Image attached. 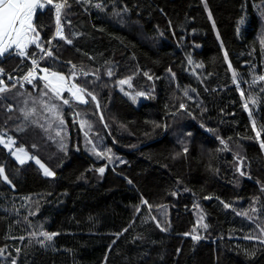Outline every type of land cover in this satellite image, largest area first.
<instances>
[{
	"label": "trees",
	"instance_id": "trees-1",
	"mask_svg": "<svg viewBox=\"0 0 264 264\" xmlns=\"http://www.w3.org/2000/svg\"><path fill=\"white\" fill-rule=\"evenodd\" d=\"M63 21L72 43L43 54L44 9L33 22L44 51L0 60V131L55 173L0 143V264H264V87L257 107L242 90L264 77V0H67ZM29 57L84 89L76 106L116 160L68 106L64 140L37 121L43 84L8 80ZM127 78L147 93L139 104L119 89Z\"/></svg>",
	"mask_w": 264,
	"mask_h": 264
},
{
	"label": "rangeland",
	"instance_id": "rangeland-1",
	"mask_svg": "<svg viewBox=\"0 0 264 264\" xmlns=\"http://www.w3.org/2000/svg\"><path fill=\"white\" fill-rule=\"evenodd\" d=\"M36 13L34 14V19H35ZM34 19H33V22H34ZM30 35L33 36V33H31ZM188 63L193 67V71L198 70L197 68H199V64L196 61H194L190 56H188ZM44 69H47V68L42 69V74H41L42 77L47 75L49 77V79H52L51 73L56 72V73H59L65 77V83H64V89L60 92V95L57 96L56 93L53 92L50 87H45L46 81L44 79H42L43 81H39L43 84L42 91L31 102V106L33 108H36V110L38 112V116H40L37 119V121L41 122L44 118L45 128L48 129L52 133V135H54L55 137L64 140L65 139V131L67 129L65 126L66 122L63 119L62 113H63V109L66 106H68V107L73 109L81 129H82L83 133L85 134V136L88 138V140L91 142L93 149L97 153L101 154V156H103L105 158L106 157L110 158L109 161L116 160L117 158L114 157L113 150L105 144V137L104 136H99L97 138V140H95V137L93 135L94 132H93V128H92L90 118L87 119V118H84L83 116H81L76 104H85V103H82V102L76 100L75 97L72 95V93L70 91H68V89L73 87V84L70 81L71 76L68 77L66 74H64L62 72L54 71L52 69H51L52 71H50V72L49 71L45 72ZM0 76H1V73H0ZM260 78H261V76H259L255 79L257 81V86L254 87V89H251L248 93H246V91L242 88V90L245 94V97H246V102L247 103L252 102L253 100L256 101L255 107L258 106V94L263 92V87H264V79H260ZM0 80L3 81V84H0V87H6L7 88V85L5 84L4 80L1 77H0ZM121 81H127V82L121 83ZM121 81L119 82V89L126 96H128L132 101H133L132 97L133 96L136 97L135 101H133L135 104H139L141 101H143L146 98V96H147L146 92L134 91L132 89L131 80L129 78L123 79ZM138 93H143L144 95H138ZM79 95L83 96L85 101H88L84 91L80 92ZM65 99L69 101L68 104L63 103V100H65ZM53 106H55V107H53ZM248 110H249L250 114H252L251 109H248ZM31 112L33 113L34 111L31 110ZM0 140H3V144L11 152L12 155H13V153H15V155H13V157L17 161H19L17 159V156L20 159H23L25 162L31 161V160H33V161L38 160L35 157H33V155L25 147L18 146L16 144V140L11 135L7 134L6 132L0 131ZM263 143H264V141H263ZM122 160H123V158H122ZM41 164H43L45 167H47L42 162L39 163V166ZM42 170L44 172L43 168H42ZM203 221H204V217H203L202 212L200 211L199 218H198V225L200 223H203ZM200 225L203 226V224H200ZM194 236H199V234L193 235V237ZM199 237H201V236H199Z\"/></svg>",
	"mask_w": 264,
	"mask_h": 264
},
{
	"label": "snow or ice",
	"instance_id": "snow-or-ice-1",
	"mask_svg": "<svg viewBox=\"0 0 264 264\" xmlns=\"http://www.w3.org/2000/svg\"><path fill=\"white\" fill-rule=\"evenodd\" d=\"M83 2H88V0H83ZM53 3V0H0V58H3L5 55H18L21 57L27 56V48L29 45L35 44L36 47L41 48V51H44V49L41 47V45L38 43L39 40V33L37 32L36 28L33 24L34 14L37 11L42 12L46 5H51ZM66 6V0H64V3H57L55 5L56 9V18H57V24L59 25L60 17H61V10ZM97 8L101 7V4L94 5ZM243 23V21H241ZM31 33H35V36H31ZM57 36H60L61 38H64L62 35V29H57ZM50 43V42H49ZM67 43H72L71 40H68ZM45 55H51V51L45 52ZM225 56L227 54L225 53ZM43 59V57H41ZM32 63L34 65L37 64L36 60H33ZM38 66V65H37ZM45 72L48 71V69H44ZM0 73H3V69L0 68ZM33 74L30 72L28 76L25 77V79H28ZM109 75H111V72H109ZM147 75V73H145ZM52 79H49V77L46 75L42 77L46 81L45 87H50L53 92L56 93L57 96L60 95V92L64 89V83H65V77L59 73L52 72L51 73ZM11 78V77H10ZM151 78V77H149ZM233 79H236V73L233 72ZM260 79H264V77H261ZM127 81H121V83H126ZM0 84H3V81L0 80ZM7 91L6 87H0V93ZM72 93V95L75 97L76 100L87 103V101L84 100L83 96L79 95L80 92H83L84 89H79L75 85H73L72 88L68 89ZM243 95V93H241ZM89 95H91L89 93ZM138 95H144L143 93H138ZM96 97L92 96V100H95ZM133 101H135L136 97H132ZM255 103L256 101H252ZM64 104H68V100H63ZM247 107V103L244 105ZM55 107V106H53ZM183 107V105H181ZM254 126V125H253ZM259 132L257 135L259 136ZM0 143H3V140H0ZM264 147V143L261 145ZM15 155V153H13ZM17 159L21 164H23L25 161L23 159H20L17 156ZM36 163H40L39 160L36 161ZM44 169V175L45 176H54L55 173L52 172L50 169L45 167L43 164L40 165ZM4 169L0 167V174H2ZM98 171L102 174L105 171V168L101 167L98 169ZM4 179L7 180V176H4ZM11 183L10 181H8ZM143 203H147L144 201ZM225 207H229V205H225ZM159 227V224L157 225ZM203 227L207 228V225H203ZM163 230V229H162ZM126 231V229H125ZM42 236L48 241H51L53 237L56 235L55 233L49 234L47 232L41 233ZM194 240H199L201 237L194 236ZM40 243H43V241H40ZM13 264L15 262L13 261Z\"/></svg>",
	"mask_w": 264,
	"mask_h": 264
},
{
	"label": "built area",
	"instance_id": "built-area-1",
	"mask_svg": "<svg viewBox=\"0 0 264 264\" xmlns=\"http://www.w3.org/2000/svg\"><path fill=\"white\" fill-rule=\"evenodd\" d=\"M42 2H43V0H42ZM57 3H64V0H53V3L51 5H46V7H45V9L52 10L53 18H54V29H53L52 36H51V38L49 40L50 43L48 44L46 51L51 46L55 45L56 42H60L62 40L66 41V42L68 41V37H67V33H66V27H65V24H64V21H63L64 11H65L66 6L64 8H62V10H61V17H60V22H59V25H58L57 24V18H56V9H55V5ZM66 3H67V0H66ZM58 28L62 29V35H63L64 38H61L60 36L56 35ZM46 51H44L43 54H45ZM29 60L31 61V66L29 67L28 71L25 74L16 75V76H9L8 77V80L11 82L10 83L11 87L23 88L29 82H32V81H35V80H41V70L43 68L42 65H41V58L36 60L37 61L36 65H34L32 63L33 60H31V59H29ZM30 72L33 75L31 77H29L28 79H25V77L28 76V74Z\"/></svg>",
	"mask_w": 264,
	"mask_h": 264
},
{
	"label": "water",
	"instance_id": "water-1",
	"mask_svg": "<svg viewBox=\"0 0 264 264\" xmlns=\"http://www.w3.org/2000/svg\"><path fill=\"white\" fill-rule=\"evenodd\" d=\"M6 56H7V55H5L3 58H5ZM3 58H0V60H1V59H3ZM103 122H104V124H105V121H104V119H103Z\"/></svg>",
	"mask_w": 264,
	"mask_h": 264
}]
</instances>
